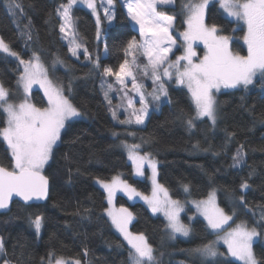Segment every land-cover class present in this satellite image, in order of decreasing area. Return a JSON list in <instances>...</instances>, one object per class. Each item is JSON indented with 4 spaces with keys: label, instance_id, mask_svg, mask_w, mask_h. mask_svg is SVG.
Segmentation results:
<instances>
[{
    "label": "trees",
    "instance_id": "1",
    "mask_svg": "<svg viewBox=\"0 0 264 264\" xmlns=\"http://www.w3.org/2000/svg\"><path fill=\"white\" fill-rule=\"evenodd\" d=\"M61 2L21 0L22 13L18 12L13 18L5 8L6 0H0V38L24 60L37 53L50 80L63 89L64 95L83 116L66 124L45 166L43 174L49 180L47 200L42 205L30 206L14 202L8 211L0 214V239L5 246L0 264L5 259L12 264H47L50 252L55 254L53 261L56 256H63L79 258L82 264H130L131 250L114 232L105 215V194L94 183L97 178L110 181L113 176L120 175L143 195L149 194L148 180L132 174L131 164L121 148L124 142L141 145L138 151L142 155L150 153V158L158 164V182L173 200H201L215 190L218 206L233 216L232 223L244 221L248 228H255L259 233L253 251L260 264H264V77L255 78L247 89L239 87L236 91L219 93L217 122L213 128L208 121L196 119L193 127H188L187 120L195 117L194 109L187 92L174 87L167 89L165 102L152 104L142 127H118L110 118V105L103 95L102 81L112 83L115 89L119 87L114 76L103 75V69L119 70L125 59L123 49L127 41L133 37L139 39L138 33L117 0L114 23L109 27L102 24L99 41L90 13L74 8L73 18L83 46L91 53L92 61L99 59V68L93 62L90 66L82 58H72L61 39L60 20L56 14ZM186 2L174 0L172 7L159 8L176 18L171 30L173 37L185 28L186 12L182 5ZM205 17L206 23L217 24L222 34L236 36L234 23L215 5L207 9ZM29 30L31 40L21 35L22 31ZM57 58L64 63L54 64ZM130 58L133 59L127 57ZM137 60L147 63L141 54L137 55ZM19 73V63L0 54V84L10 90L9 102L15 104L18 103L15 82ZM137 81L151 87L149 79L140 71ZM117 95L110 98L112 108L117 107L119 100L126 102L121 93ZM30 96L37 107H45L38 91H31ZM3 125L0 111V126ZM238 149L243 151V162L233 167L232 157ZM10 159L7 147L0 140V164L10 166ZM245 181L250 187L242 190L241 184ZM185 185L188 186L187 194ZM115 203L132 213L129 231L133 235H145L158 256V264H239L224 259L212 261L193 253V249L209 243L211 235L191 209L187 210L193 217L189 223V239L168 242L164 221L153 217L144 204L123 195H117ZM37 215L42 217L39 233L31 223Z\"/></svg>",
    "mask_w": 264,
    "mask_h": 264
},
{
    "label": "snow or ice",
    "instance_id": "2",
    "mask_svg": "<svg viewBox=\"0 0 264 264\" xmlns=\"http://www.w3.org/2000/svg\"><path fill=\"white\" fill-rule=\"evenodd\" d=\"M220 8L227 14V17L236 21L237 25H243V42L247 46V55L233 52L229 46L232 39L229 35L221 34L220 27L213 23H206L205 10L209 0H187L182 5L186 12V29L180 33V37L185 42L184 54L176 56L174 61L169 60V54L173 53L176 39H173L172 29L174 28L175 16L166 15L160 11V6L174 4V0H125L123 7L127 9L128 17L135 25L139 26V39L133 37L127 41V46L123 49L125 53L124 61L119 65V70L111 67H104L103 75L114 76L121 89L126 88V80L131 79L132 89L140 96L141 107L136 109L133 101L127 99V108L132 109L129 119L119 120L121 124L131 123L134 119L136 124H143L148 114V103L142 91L143 85L137 81V72L144 76H150L153 84L151 95L153 100L159 101L161 96H167L168 91L163 83L167 78L171 80L175 76L177 85L187 88L196 115L187 120L188 127H193V120L207 117L215 126L217 122L216 101L214 90L236 89L243 86L245 89L254 82V77L259 73L264 77V0H218ZM106 3V7H105ZM83 5L91 10L96 18L97 39L101 36V19L97 11L96 0H67L62 2L56 9V14L60 17L61 23L59 31L61 39L66 40L69 45V52L77 56V50L83 48L86 58L91 60V53L78 41L79 33L76 30L73 18L74 6ZM115 0H101L100 7L103 8L105 18L111 23L114 19ZM24 5L21 0H6L5 8L10 16L15 18L18 12L22 13ZM237 29H233L235 32ZM22 36L32 39L31 32L22 31ZM203 43L205 53L199 62H194L193 57L196 52L193 49V42ZM107 52V48H105ZM0 53L14 57L23 66L17 84L23 88L25 98L18 104L9 102L10 90L0 84V109L6 115L4 125L0 126V140L7 145V150L11 157L10 166L0 164V210L9 209L10 201L13 197H19L27 205L32 200H44L49 193V180L43 174L45 165L52 157L53 146L61 139V130L65 128L66 121L79 117L81 113L64 95L63 89L55 85L49 78L41 58L37 53H33L29 60H24L13 51L9 44L0 38ZM141 54L147 61L141 64L137 60V55ZM132 56L133 59H127ZM96 68L100 67L99 59L92 61ZM64 62L57 58L54 64ZM107 83L108 91L104 92L105 100L111 105L109 91L114 90L110 82ZM33 84H39L47 98L46 107H37L29 102L28 93ZM119 107V106H117ZM109 111L114 120H117L115 108L110 106ZM116 135V133H113ZM132 135V133H129ZM231 135V134H230ZM128 149V159L135 167V174L142 176L143 167L147 162L152 169V196H146L136 191L127 181L122 180L120 175L113 176L111 181L101 178L96 179L107 193L109 208L105 209L106 215L111 219L112 225L121 233L128 242L130 264H158L154 255L153 247L148 243L144 234L133 235L128 231V223L132 219V213L126 208L118 211L112 209L114 193L117 190L124 191L129 199L139 196L150 207L155 214L162 212L166 217L167 227L173 235L179 234L189 236L191 228L181 222L179 213L183 210L180 202L171 200L168 197L167 189L156 181V161L150 159V153L140 155L139 144H125ZM233 167H238L243 162V151L238 149L236 155L232 157ZM250 185L247 181L241 184V189H248ZM188 191V186H184ZM163 193V197L160 196ZM243 203V198H241ZM200 214L207 221V227L217 236V241L203 244L193 253L215 261L217 256H230L239 264H260L253 251L254 238L259 233L255 228H248L245 223L237 224L231 231H224L225 225L233 219L231 215L224 212L215 203V193H210L207 200L193 202ZM190 219H192L190 217ZM37 233L42 226V217L37 215L31 220ZM230 227V225H229ZM224 232L221 236L220 233ZM222 240L227 247V253H220L216 249V243ZM5 253V246L0 239V254ZM87 249L84 255L87 256ZM54 253L48 254V264H53ZM3 264H12L5 259ZM54 264H82L79 258H65L56 256ZM231 264V262H229Z\"/></svg>",
    "mask_w": 264,
    "mask_h": 264
},
{
    "label": "rangeland",
    "instance_id": "3",
    "mask_svg": "<svg viewBox=\"0 0 264 264\" xmlns=\"http://www.w3.org/2000/svg\"><path fill=\"white\" fill-rule=\"evenodd\" d=\"M117 1L119 2V4L121 5V7L123 8V10H124V12H125V14H126V16H127V18H128L129 23L132 25L133 29L138 33V36H139V26H138V25H135L134 22H133L131 19H129L127 9H126L125 7H123V4H124L125 0H117ZM194 2H197V1H194ZM212 2H213V0H209V4H211ZM100 3H101V0H96L97 11H98V14H99L100 19H101V31H102V24H104L106 27H109V26L113 25V23H114V19L111 21V23H109V21L105 18V13H104V11H103V8L100 7ZM209 4H208V5H209ZM217 5H218V8H219V9L222 11V13L224 14V16H225L226 18L232 20L231 18L227 17V14L224 13V11L220 8V6H219V2H218ZM106 6H107V5H106V3H105V7H106ZM76 7H78V8H82V9L88 11V12L90 13V15L92 16V18L94 19V22L96 23V18L92 15L91 10H89L86 6H83V5H77V6H74V8H76ZM114 10H115V6H114ZM205 13H206V11H205ZM113 15H114V12H113ZM114 16H115V15H114ZM58 17H59V16H58ZM59 20H60V17H59ZM232 21H234V20H232ZM235 22H236V21H235ZM60 23H61V20H60ZM74 24H75V20H74ZM239 26L243 28V25H242V24H240ZM75 27H76V24H75ZM61 36H62V34H61ZM178 36H180V34H179ZM100 38H101V36H100ZM100 38L97 39V35H96V40H97V41H99ZM173 39H175V38H173ZM181 39H182V40H181L179 43H176V45L173 47V51L176 49L177 46L180 47L181 52L179 53V55H183V54H184V48H185V42H184L183 38H181ZM62 40H63V39H62ZM63 41H64V43L67 44V46H68V50H69L68 42H67L66 40H63ZM78 41H79L80 43L83 44V42H82V40H81V38H80L79 35H78ZM243 43H244V42H243ZM200 44L202 45L203 43H201V42H199V41L193 42V48H194V47H198ZM244 45H245V44H244ZM245 46H246V45H245ZM246 47H247V46H246ZM69 53H70V52H69ZM173 53H174V52H173ZM173 53H170V54H169V60H170V61H174L175 58H176V56H175L172 60L170 59V57H171V55H172ZM0 54H2L3 56H5V57H7V58H9V59H12V60H14V61H17V62L19 63V61L16 60L14 57L7 56L5 53H0ZM103 54H104V53H103ZM70 55H71L72 58H74V59H76V60H79L80 58H82V61H83L84 63H86V64H89L90 66L93 64V63H92V60H89L88 58L85 57V55H84V51H83V48L77 50V56H73L71 53H70ZM177 56H178V55H177ZM130 60H131V58H130ZM199 60H200V59H198L196 62L198 63ZM19 66H20V73H19V75L16 77V82H15L16 91H17V95H18V103H20L21 101H23V99L25 98V94H24V92H23V88L20 87V86H18V84H17V80H18L20 74L23 72V66L20 65V64H19ZM93 67H94V66H93ZM44 68L46 69L45 66H44ZM46 71H47V69H46ZM47 74H48V72H47ZM259 76H260V74L257 73V75L254 77V79L257 78V77H259ZM48 78H49V76H48ZM114 78H115V77H114ZM145 78H146V79H149V81H150V83H151V87H149V86H144V84L141 83V84L143 85V89H142V91L144 92V94H145V96H146L147 103H148V112H149L150 109L152 108V107H151L152 104H155V103H156V104H159V103H163V102H165V101H166V96H161V98H160L159 101L153 100L152 96H151V95H148V93H151V92L153 91V88H154V87H157V85H154V84H153V80L151 79L150 76H148V77L145 76ZM49 79H50V78H49ZM115 83L118 85L119 89H115V88H114V90L109 91V92H108L109 97H110V98L113 97V96H114V97H118L117 92H119V93H121V95H122L123 98H124V97H125V92H127V96H128V98H130V99L133 101V105H134V107H135L136 109H139V108L141 107V105H140V103H139L140 96H139V94L136 93V91H135L134 89H132V82H131V79H127V80H126V85H127V84H130V85H129V86H126V88H125L124 90H120V89H121V86H120L119 83L116 82V79H115ZM163 83L165 84V87H166L167 89L170 88V87H175V88H177V89H181V90L183 89L184 91H186L187 94H188V97H189V99H190V103H191V105H192V107H193V109H194V112H195V106H194L193 103H192V100H191L190 94H189L188 91H187V88L184 87V86H181V85H177L176 82H175V76H173V78H172L171 80H168L167 78H165V79L163 80ZM241 87H243V86H240V88H241ZM33 90H36V91H38V92L41 94L42 98H43L44 101H45V107H46V106H47V98L44 96V91H43V89L40 87L39 84H33V85H32L31 90H30V92L28 93L29 102L32 103V104H34V105H36L35 102L32 100V98H31V96H30L31 91H33ZM102 91H103V95H104V92H105V91H108V89H107V85H106V84L103 85V87H102ZM221 91H222V89H221ZM129 93H130V94H129ZM219 93H220V91H219V92H215V90H214V99H215V101H216L217 95H218ZM104 97H105V96H104ZM124 99H125V98H124ZM106 101H107V100H106ZM125 101H126L125 104H124V102H123L122 100H119V101L117 102V106H119V107H115V109H116V110H119V111H117V113H118V112H120V113L117 115V117H118L117 120H114L113 117H112V114H111V115H110L111 120L113 121V123H114L116 126L121 127V128H124V129H131V128H136V127H142V126L144 125V123L138 125V124L135 123L134 119H133V121H132L131 123H128V124H121V123L118 122L119 120H126V119H129V118L131 117V115H132V109H128L127 111H125V109L127 108V99H125ZM18 103H17V104H18ZM107 103H108V102H107ZM108 105H109V104H108ZM110 106H111V105H110ZM215 107H216V115H217V103H216ZM155 108H156V107H154V110H156ZM0 111H1V113L3 114L4 120H5L6 115L3 113L2 109H0ZM195 115H196V112H195ZM146 117H147V115H146ZM146 117H145V119H146ZM82 118H83L82 115H80L79 117H74V118H72V120H70V121H66V124L69 123V122H73V121H76V120H80V119H82ZM196 120H206V121H208V123H210V125L212 126L211 128L214 127L213 124L211 123V121H209V120L207 119V117H204V118H196ZM144 121H145V120H144ZM63 130H64V129H62L61 132H62ZM128 136H131V135H129V133H128ZM57 143H58V142H57ZM4 144H5V143H4ZM125 144H128V143H125V142H124V143L121 145V146H122L121 148H122L124 154L126 155V157H127V159H128V149L125 148V146H124ZM128 145H129V144H128ZM5 146L7 147L6 144H5ZM54 146H55V145H54ZM54 146H53V148H54ZM138 152H139V151H138ZM139 154H140V152H139ZM140 155H142V154H140ZM150 159H152V158H150ZM128 161H129V163L131 164V167H132V174H133V176H134L135 178H146V179L148 180V184H149L150 192H149V194L146 195V196L151 197V196H152V192H153V187H154V186H153V183H152V179H151V177H152V169L149 168L147 162H145L144 167H143V173H144V174H143L142 176H140V175H136V174H135V167H134L132 161H130L129 159H128ZM48 162H49V161H48ZM46 165H47V164H46ZM46 165H45V166H46ZM44 169H45V167H44ZM43 172H44V170H43ZM120 178H121V177H120ZM121 179H122V178H121ZM122 180H123V179H122ZM110 181H111V180H110ZM110 181H109V182H110ZM156 181H157V183L159 184V182H158V164H157V162H156ZM94 183H95L96 186H98V187L104 192V194H105V200H106V209H108L110 206H109V204H108V200H107V193L105 192V190H104L99 184L96 183V180L94 181ZM136 191H137V190H136ZM138 192H139V191H138ZM184 192L187 194L188 191L186 192V191L184 190ZM213 192L215 193V203H216V205L218 206V204H217V198H216V191H215V190H212L210 193H213ZM140 193H141V192H140ZM210 193H209V194H210ZM117 195H123V196H125L127 199H129V196H128L124 191H122V190H117V191L114 193L113 201H112V205H111V207H112V209L118 211L119 209H121V208H126V207H124V206H117V205H116V203H115V199H116V196H117ZM160 196L163 197V193H160ZM168 197H169L171 200H173V199L170 197L169 193H168ZM208 197H209V195H208L206 198L201 199V200H192V199H190V198H185L184 201H179V202H180V207L183 209V210L179 213V217H180V220H181L182 223H184V221H185L184 219H186V220L188 221V224H187L186 222H185L184 224L189 225V223H190V221L193 219V217H192V215H190V214L187 212V210H188V209H191V210L193 211V213H194V216L199 217V218L205 223L206 228H207V231H208V233L211 235V240H210V242H212V241H217L218 238H217V236H216L215 234L212 233V230L209 229V228L207 227V221H206V220L204 219V217L200 214V212L197 210L195 204L193 203L194 201H195V202H199V201H202V200H207ZM129 200H131V201H135V202H140V203L144 204V205L148 208V210L151 212V215H152L153 217H159V218H161V219L164 221V224H165L164 232H165V236H166V239H167L168 242H173V241L176 240V239H180V240H184V241H186V240L189 239L190 234H189V236H187V237L182 236V235H179V234H175V235H173V233L171 232V230L167 227L168 221H167L166 217L164 216V214H163L162 212H157V213L154 214V213L151 211L149 205H148L143 199H141L139 196H134L132 199H129ZM177 201H178V200H177ZM218 207H219V206H218ZM126 209H128V208H126ZM128 211H129V210H128ZM129 212H130V211H129ZM105 215H106V212H105ZM106 216H107V215H106ZM190 217H191L192 219H190ZM232 217H233V216H232ZM107 218H108L109 221L111 222V219H110L108 216H107ZM232 220H233V219H232ZM232 220L229 221V224H228V225H225V229H224L225 232H226V231H231V229H232V228H235L237 224L245 223L244 221H238V222H236V223H232ZM132 221H133V216H132V219L130 220V222L128 223V231H129V227H130V224L132 223ZM111 225H112V223H111ZM229 225H230V227H229ZM246 226H247V225H246ZM112 228H113L114 232H115L118 236H120V238H121V239H122V240L128 245V242L124 239V237L121 235V233H120L119 231H117V229H116L113 225H112ZM129 232H130V231H129ZM130 233H131V232H130ZM220 235L223 236V235H224V232H221ZM258 238H259V235H258V237L254 238V242H255ZM262 241L264 242V234H263V236H262ZM254 242H253V243H254ZM215 246H216V249H217L218 252H220V253H227V247H226V245L223 243L222 240L218 241V242L216 243ZM128 247L130 248L129 245H128ZM130 250H131V249H130ZM131 251H132V250H131ZM154 255L156 256V258H158V256L156 255V253H154ZM206 259H207V258H206ZM218 259H224V260H227V261H234V262H237V261L234 260V258H232V257H230V256H217L215 260H218ZM208 260H211V259H208ZM212 261H213V260H212ZM237 263H239V262H237ZM47 264H48V263H47ZM53 264H54V261H53Z\"/></svg>",
    "mask_w": 264,
    "mask_h": 264
},
{
    "label": "flooded vegetation",
    "instance_id": "4",
    "mask_svg": "<svg viewBox=\"0 0 264 264\" xmlns=\"http://www.w3.org/2000/svg\"><path fill=\"white\" fill-rule=\"evenodd\" d=\"M218 2L216 3L214 0H213V2L211 3V4H209L208 5V7L206 8V10L205 11H207V9L210 7V6H212V5H215L216 6V8L218 9V10H220L219 8H218ZM170 7H172L173 5H169ZM221 11V10H220ZM222 12V11H221ZM223 14V13H222ZM224 15V14H223ZM205 16H206V13H205ZM206 18V17H205ZM228 19V18H227ZM230 20V19H229ZM232 21V20H231ZM233 23H234V28L233 29H237L236 30V36L235 35H230L231 37H232V39L230 40V43H229V46H230V48H231V50L233 51V52H238V53H240V54H242V55H247V47L244 45V43H243V39H242V37H243V34H244V32H243V28L242 27H240V26H238L237 25V23L235 22V21H232ZM184 24H185V28H184V30L186 29V27H187V25H186V23L184 22ZM183 30V31H184ZM240 32V36L238 37L237 36V33H239ZM181 32H176L175 33V37H173V38H175L176 39V41H177V43H179L182 39V37H180V36H178L179 34H180ZM221 34H222V32H221ZM194 49V51L196 52V56H194L193 57V61L194 62H196L198 59H202L203 58V55H204V53H205V49H204V45L202 44H200L198 47H194L193 48ZM178 51V53L176 54V52ZM174 53L171 55V57H170V59L172 60L175 56H177V55H179V53L181 52V49H180V47L179 46H177L176 47V49L173 51ZM173 57V58H172ZM175 88V87H174ZM236 90H238V88H236V89H232V90H228V89H222V91L220 90V93H225V92H231V91H236Z\"/></svg>",
    "mask_w": 264,
    "mask_h": 264
},
{
    "label": "water",
    "instance_id": "5",
    "mask_svg": "<svg viewBox=\"0 0 264 264\" xmlns=\"http://www.w3.org/2000/svg\"><path fill=\"white\" fill-rule=\"evenodd\" d=\"M214 1H215L216 3L218 2V0H214ZM228 90H232V89H228ZM48 194H49V193H48ZM47 198H48V196H47ZM47 198L44 199V200H39V201L32 200V201H29L28 204L26 205V204L24 203V201L20 200L19 197H13L12 201H10L9 209H10L12 203H14V202H18V203H20V204H22V205H24V206H30V205H42V204L47 200ZM9 209L0 210V214L3 213V212L8 211Z\"/></svg>",
    "mask_w": 264,
    "mask_h": 264
}]
</instances>
